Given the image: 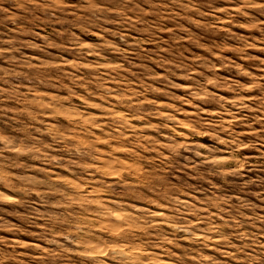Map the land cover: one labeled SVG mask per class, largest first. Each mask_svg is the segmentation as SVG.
Listing matches in <instances>:
<instances>
[{
    "label": "rangeland",
    "instance_id": "374dc122",
    "mask_svg": "<svg viewBox=\"0 0 264 264\" xmlns=\"http://www.w3.org/2000/svg\"><path fill=\"white\" fill-rule=\"evenodd\" d=\"M0 264H264V0H0Z\"/></svg>",
    "mask_w": 264,
    "mask_h": 264
},
{
    "label": "bare ground",
    "instance_id": "6f19581e",
    "mask_svg": "<svg viewBox=\"0 0 264 264\" xmlns=\"http://www.w3.org/2000/svg\"><path fill=\"white\" fill-rule=\"evenodd\" d=\"M90 253V252H89Z\"/></svg>",
    "mask_w": 264,
    "mask_h": 264
}]
</instances>
